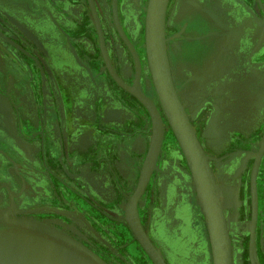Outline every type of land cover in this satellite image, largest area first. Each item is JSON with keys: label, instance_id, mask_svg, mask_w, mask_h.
Listing matches in <instances>:
<instances>
[{"label": "flooded vegetation", "instance_id": "obj_1", "mask_svg": "<svg viewBox=\"0 0 264 264\" xmlns=\"http://www.w3.org/2000/svg\"><path fill=\"white\" fill-rule=\"evenodd\" d=\"M35 1L38 2V4H34V11L28 14L25 10H29L30 8L27 9L25 7V0H0V73L4 75L3 78L0 76V100L3 99V96H6L7 99L10 100V107H12L14 113L19 117L16 118L14 115L13 117L11 115H5L6 112H10V109H6L5 107V112L1 113L4 108L0 107V120L7 129L5 134L0 132V147H2L3 144V147L7 149V152H4L9 153L8 157H10V160L15 159L17 163H27V159L30 158L26 150L28 143L29 145H34V147L37 144L39 153L42 150V140L44 142L47 140V133H49L55 141L61 142L60 140L62 137L67 134L64 124L67 123L68 120L64 119V115L62 114L63 111L60 112L61 114L58 112V108L62 109L65 105L69 108L70 115L68 119L71 123H74V119L76 116L78 117L80 112H86L85 117H87L89 123L99 126L100 131L98 132L106 137H113L115 135L116 125L119 126V123L123 121L130 122L134 127L131 134L134 135L133 141L135 142L139 137L138 134L140 133V129L144 127L145 118H150L143 108L142 102H140L134 94L125 89L114 77L112 72L126 86L134 88V83L137 79L135 53L140 66L138 88L156 105V107H160L159 109L163 111L159 98V103L157 104L142 86V81L146 74H148L154 88L148 60V51L145 46L146 10L149 8L150 0ZM204 3L205 2L201 0H175V2L174 0H169L167 4L165 36L170 72L171 64L167 48L168 22H170L172 30L178 31L180 34L183 33L182 36H184V39L182 43H185V41L189 39V35H187L185 31L191 30V23L194 22V24L201 25L198 20L199 8L206 12V7H210L213 10L210 13L213 15L215 14L216 21L218 19V22L215 21L214 24H212L213 27H211V30L215 32L218 31L219 35L216 41H221L222 39L220 37H222L224 41V39L226 40L229 36H234L239 33V27L241 25L237 21L240 20V18H244V20L246 19L247 21H255L253 17H255V15L259 16L257 6L259 7L260 13L262 12L264 15V0H256L257 6L253 0H212L211 2ZM237 3L239 5L244 4L243 7L239 6V12H235V4L237 5ZM261 21L263 20H260V22ZM182 45L183 44H181V46ZM104 53L112 70H110L108 66ZM178 57L179 56H176L175 60L178 61ZM255 59H257L256 61L258 62H262L260 58ZM177 61L175 62L177 63ZM228 63L231 62L228 60ZM25 65H27L28 71ZM30 68L32 70H30ZM181 72L183 73L182 67ZM196 72L199 74H195L193 78H190L191 83L189 82L188 86L191 94L194 91H199V88L202 86L200 79L204 75L201 71ZM19 73H23V77L20 79L16 78L19 81V85H16L14 84V76L18 77ZM32 74H34V78H36L34 81L31 79L33 76ZM237 75L239 76H236L235 72H231L228 78L230 79L229 81H231L230 83H232L235 80L234 78L241 77L242 83L240 86L244 88V91H246L249 97V101L247 100L244 102L247 104L246 108L248 112L246 116L248 120L255 121L256 116L258 118L261 116L262 119H264V65H259L257 68L254 65H248L246 69H243V71L239 72ZM36 82L38 83V91L32 87ZM32 90L36 93L38 92V101L34 98L33 94L35 93L32 92ZM61 90H65L66 92L62 94ZM229 100L232 102L233 99ZM71 101H73V105L69 104ZM96 101L99 102L98 106H93L92 104ZM66 102L69 103L66 104ZM127 102H132V106H130V104L126 106L125 103ZM203 102L204 99L202 98L200 104H203ZM232 103L235 104V102ZM53 108L56 109V116L53 117L54 119L52 120L49 112L52 111ZM184 110L188 116L187 109ZM255 111L257 115L254 114ZM106 113L110 114V116L117 115L116 117L107 118ZM207 114L212 115V117L213 115H217L214 113L213 109L207 110ZM118 117L121 119H118ZM164 117L165 120H167L166 115H164ZM28 118L31 119L34 125H38V139H34L35 135L29 132L31 130L29 126L24 127L26 129L25 131L31 135L28 136L29 134L26 135L24 133V137L20 136V129L22 130L23 125H25L23 120ZM200 118L203 120L202 116L199 117V119ZM138 121H140V124H138ZM189 121L192 127H194L196 136L205 155L208 157V163L219 190L218 192L223 205L227 230L231 242L232 264H264V226L256 228V222H254L251 227H249L250 229L246 231L247 226L244 224L247 221L246 217H248V212L246 210L247 207H245L246 203L244 202L234 207L231 205V212L229 210L227 213L222 192L210 165L211 157L206 153L203 147L195 124L190 118ZM215 122L217 123V120ZM216 123L213 122L212 125H217ZM168 124L169 122L167 120L166 125ZM151 125L153 130L152 122ZM49 126L51 127L49 128V132H47ZM92 127L93 129L96 128L95 125ZM166 127L164 125V139L161 150L166 140ZM74 128L73 124L69 128L70 132H72L70 137L78 135L75 134ZM121 131L123 132V129H121ZM126 132L128 131L125 130L124 133ZM33 133L35 134L36 132ZM84 138H86V136ZM3 141H5V143ZM75 142L77 143V141ZM150 142L151 138L148 149ZM261 143L262 145L259 150L247 149L248 151L244 153V155L250 154L253 156V160L250 163L249 160L243 162L242 166L245 170V177L248 176V178L246 177L247 179H245L244 177L246 183L245 181L242 183L244 185L241 188L243 189V193H241V189L239 192L242 200H246L248 197V184L254 186L256 221L258 209L262 208V210H264L263 187H261L263 193L260 196V189L256 182V174L259 166H261L262 173L264 174V132ZM2 151L3 150H0V154H2ZM239 152L244 151L233 150L228 155L236 161L235 159L238 157L236 155H238ZM146 156L147 152L145 159ZM132 157L127 159L125 169H130L132 167ZM16 159L22 161L18 162ZM39 159V167L46 170V166H49V164L47 162L44 163V158L41 160ZM60 160L61 158L59 157V161ZM24 167L25 166H23V168ZM23 168H19L16 165L12 167L10 165L12 171L10 176L19 189L18 194L12 192L13 189L7 184H2L0 187L3 192L1 193L0 191V230L25 229L24 227H29L30 225H32L31 227L35 226L38 228L40 222L46 221L43 223H52V221L56 219V210L58 208L53 205L52 192L47 189L38 190V203L36 201L21 202L25 197L32 196L30 186L26 184L23 177L26 168ZM28 168L30 169V171L28 170L29 172L38 174V166L30 165ZM234 171H232L233 175H235ZM50 173L51 170L48 169L46 175H51ZM138 180L134 192L136 191ZM236 182V180L235 182L232 181L233 188L236 186ZM139 201L137 204V212L139 211ZM239 208H241L242 211ZM70 212L73 213V221H71L70 225L63 223L62 226L68 234L74 237L78 245L89 248L108 264H133L132 262H123L121 260V253L119 251L121 246L116 245L113 237L114 231L112 229L118 222H114V225L110 226L107 224L108 222L100 221L99 215H94L96 216V218H94L92 214L78 212L77 210ZM231 213L234 217L236 215V219L238 220L237 225L240 231L239 236L245 243L243 249L240 252L236 251V254L233 249V241L228 224V216H230ZM166 214L168 216L170 211ZM138 216L140 218L139 212ZM117 227L122 228V225L118 224ZM117 227L115 226L114 228ZM36 231H38V229ZM256 232L258 233V245L254 247ZM34 234L38 235V232ZM146 234L148 235L147 232ZM95 238L98 239L101 245L96 244ZM205 238L207 239L208 237L205 236ZM208 245L209 242L206 246L211 252L210 246L208 248ZM198 253H192L193 261L191 264H204V262L200 263V256H202V254ZM166 264L168 263L166 262Z\"/></svg>", "mask_w": 264, "mask_h": 264}, {"label": "rangeland", "instance_id": "obj_2", "mask_svg": "<svg viewBox=\"0 0 264 264\" xmlns=\"http://www.w3.org/2000/svg\"><path fill=\"white\" fill-rule=\"evenodd\" d=\"M201 1L206 3L212 0ZM253 2L256 4V0H253ZM235 6V12H239V6L243 7L244 4L239 5L237 3ZM206 8V12L199 8L198 20L201 25L194 24L192 20L191 30L185 31L189 35V39L185 43H182L184 39V36H182L183 33L180 34L178 31L172 30L170 22H168L167 48L171 64V76L180 102L184 109H187L188 117L198 129L203 147L211 157L210 165L222 192L226 211L227 213L229 210L231 212V205L234 207L240 203H246L245 207H247L248 217H246L247 221L244 225L247 226L246 231H248L254 222H256V228L264 226V210L262 208L258 209L256 221V198L253 185L248 184V197L246 200H242L239 195L240 189L244 186L242 184L243 181L248 178V176H246L247 178L245 177L246 174L242 165L246 160H249V163L253 160V156L250 154L244 155L245 151H248L247 149L259 150L262 145L264 119L261 116L259 118L256 116L255 121L248 120L246 116L248 112L246 108L247 104L244 102L249 101V97L246 91H244V88L240 86L242 83L241 77L234 78L235 82L230 83L231 81H229L228 76L231 72H235L236 76H239L237 74L243 71V69H246L248 65H254L256 68L259 65H264V15L262 12L260 13L259 7L257 6L259 16L255 15L253 17L255 21H247L244 18H240L237 21L241 25L238 34L229 36L224 41L220 37L222 40L216 41L219 35L218 31L211 30V27H213L212 24L216 21L215 14L210 13L213 11L210 7ZM260 20L263 21L260 22ZM216 22H218V19ZM181 44L183 45L181 46ZM176 56H179L178 61L175 60ZM255 58L262 59V62L256 61L257 59ZM228 60L231 63H228ZM181 67L185 76L181 72ZM196 71H201L204 75L200 79L202 86L199 88L200 90L198 89L199 91L193 90L194 92L191 94L188 86L189 82L191 83L190 78H193L195 74H199ZM32 75L33 78L31 77V79L34 81V74ZM142 86L147 94L158 104V97L148 74L144 77ZM32 92L35 93L33 94L34 98L38 101V92L36 93L33 90ZM196 93L199 95L197 96ZM202 98L204 102L200 104ZM229 99H233L232 102H235V104L230 102L231 100ZM131 103L127 102L125 104L126 106L129 104L132 106ZM98 104L99 102L96 101L92 105L98 106ZM0 107L10 109V112H6L5 115L18 117L12 107H10V100L6 96H3V99L0 100ZM5 108L1 113L5 112ZM210 109H213L217 115H213V117L212 115H208L209 112L207 114V110ZM254 114L257 115V112L255 111ZM116 115L110 116V114L106 113L107 118L116 117ZM201 116L203 120L201 118L199 119ZM118 119L121 118L118 117ZM211 120H217V123L213 121L217 125H212L213 122ZM23 122L25 125H23L22 130L20 129V136L24 137L25 134H29L25 131L26 129L24 127L29 126L31 127L29 132L35 135L34 139H38V125H34L30 118L23 120ZM139 122L138 124H140ZM166 131V140L164 141L155 172L139 201L138 212L140 214V220L149 238L168 264H191L193 261L192 253L195 252L202 254L200 256V263L213 264L212 254L206 246L209 242V237L208 232H206V224L193 180L181 148L169 124L166 127ZM33 132L36 133L34 134ZM151 134V119L146 117L144 127L140 129V133L138 134L139 137L132 144L134 150L132 153L133 165L130 169H125L126 171H130L131 191L136 186ZM26 150L30 156L27 159V163H17L15 159H11L12 167H15V165L19 168H23V166H25L24 168H28L30 165L38 166L37 144L34 147V145H29L28 143ZM233 150L244 151L236 155L238 156L235 159L236 161L228 155ZM20 161L22 160H18V162ZM232 171L235 172V175L232 174ZM262 172V168L259 166L256 174V182L260 189V196L264 191V174ZM25 175L33 180L32 175ZM235 180L237 182L233 188L232 181L235 182ZM12 182L15 184L13 178ZM36 182V185L34 183L29 185L33 186L30 187L32 196L25 197L21 202L36 201L38 203V188H36L38 186V180ZM261 187H263V191ZM11 188L13 189L12 192L18 194L19 189L16 187V184ZM241 193H243V189H241ZM239 209L242 211L241 208ZM168 211H170V214L167 216L166 213ZM237 221L236 215L234 217L231 213L228 216L230 235L235 254L236 251L240 252L245 244L239 236L240 231ZM30 226H27V229L34 232V229L32 230ZM35 232L38 231L35 230ZM255 235L256 241L254 247L258 245V233L256 232ZM205 236L208 238L206 239ZM113 237L116 245L121 246L119 251L123 262H132L133 264L151 263V260L145 255L128 226L115 228ZM94 240L97 245L100 244L98 239L95 238ZM209 246L210 242L208 248Z\"/></svg>", "mask_w": 264, "mask_h": 264}, {"label": "crops", "instance_id": "obj_3", "mask_svg": "<svg viewBox=\"0 0 264 264\" xmlns=\"http://www.w3.org/2000/svg\"><path fill=\"white\" fill-rule=\"evenodd\" d=\"M36 3L38 4L35 0H25L26 6H24L27 9L30 8V11H25L28 14L33 12ZM25 68L28 71L27 65H25ZM30 70L32 69L30 68ZM0 76L4 77L2 73H0ZM22 77L23 73H19L18 77L14 76V84L19 85L18 79ZM33 86L38 91V83H34ZM64 92L66 91L61 90L62 94ZM68 103L66 102V104ZM69 104L73 105V101ZM66 106L62 109L58 108V112L63 111L64 119L68 120L64 124L67 134L59 142L47 133V140L45 142L42 140V150L38 153V159L44 158V163L47 162L49 166H46L47 169L45 170L39 167L38 164V170L36 169L38 174L27 172L30 169L26 168L25 174L32 175L33 180L25 174L23 175L26 184L31 185L34 183L36 185V180H38V186L36 187L38 190L47 189L52 192V203L58 208L56 219L52 223H43L46 221H42L40 225L38 224V228L33 226L31 229H34V232L38 229V235L27 230V227H24L25 229H2L0 233L34 236L88 259L97 260L93 261V264H108L101 257H97L96 253L89 248L78 245L74 237L66 232L62 224L70 225L73 221V213L70 211L77 210L78 212L92 214L94 218H96L94 215H99L100 221L108 222L107 224L110 226L114 225V222H118L122 226H128L126 222L127 204L135 188L131 191L130 171H126L125 168L127 159L132 157L134 151L132 148L134 135L131 134L134 127L130 122L123 121L119 123V126L116 125V133L113 137H106L98 132L100 127L96 124H93L96 127L93 129V125L85 117L86 112H80L78 117L76 116L74 119V123H71L68 119L70 115L69 108ZM55 111L56 109L53 108L49 112L52 120L56 116ZM72 124L75 127V134L78 135L70 137L72 132L69 128ZM50 127H48L47 132H49ZM121 129H123V132ZM125 130L128 132L124 133ZM6 131V126L0 120V132L5 134ZM85 136L86 138H84ZM3 142L5 143V141ZM0 150H3L0 154V187L2 184H7L11 188L13 182L10 176L12 171L10 169L9 153H6L7 149L3 147V144ZM59 157L61 158L60 161ZM48 169L51 170V175H46ZM1 193L3 192L1 191ZM117 225L113 226V231Z\"/></svg>", "mask_w": 264, "mask_h": 264}, {"label": "water", "instance_id": "obj_4", "mask_svg": "<svg viewBox=\"0 0 264 264\" xmlns=\"http://www.w3.org/2000/svg\"><path fill=\"white\" fill-rule=\"evenodd\" d=\"M167 4L168 0H150L148 8L146 34L152 78L156 85L159 102L164 114L168 122H170L169 124L175 129L194 172L206 213L215 264H232L231 242L224 209L208 163V157L198 141L196 132L179 100L172 81L164 30ZM134 56L137 68V79L135 80L134 88L126 86L113 72L112 74L125 89L134 94L148 109L153 120L154 135L140 173L136 191L129 199L127 217L136 236L155 264H166L162 255L146 234L137 212L138 201L149 182L160 155L164 139V121L156 105L138 88L140 66L135 53ZM105 58L110 70H112L106 55ZM7 244H10L9 251L16 252L17 257H22L23 264H27V259L31 260L33 264H93V261H97L30 235L0 233V250ZM5 252L7 253L8 251ZM0 257H3V252L1 251Z\"/></svg>", "mask_w": 264, "mask_h": 264}, {"label": "bare ground", "instance_id": "obj_5", "mask_svg": "<svg viewBox=\"0 0 264 264\" xmlns=\"http://www.w3.org/2000/svg\"><path fill=\"white\" fill-rule=\"evenodd\" d=\"M168 3H169V0H168ZM168 6V5H167ZM146 13H148V9L146 10ZM145 13V14H146ZM147 18V17H146ZM166 18H167V7H166V13H165V26H164V30H165V28H166ZM30 34V33H29ZM146 38H147V34H146V25H145V46H146V49H147V44H146ZM165 44H166V36H165ZM152 81H153V85H154V88H155V91H156V93H157V95H158V92H157V89H156V85H155V83H154V80H153V78H152ZM144 94V93H143ZM134 96V95H133ZM135 97V96H134ZM140 101V100H139ZM142 106L147 110V112H148V114H149V116H150V119H151V122H152V124H153V120H152V116H151V114H150V112L148 111V109L143 105V103H142ZM157 109L159 110V112H160V114H161V116H162V119L164 120V125H165V127L167 126L166 125V121H165V117H164V113H163V111H161L158 107H157ZM170 123V122H169ZM170 126V128H171V130H172V133H173V135H174V137H175V139H176V141H177V143H178V145L180 146V148H181V151H182V154H183V156H184V159H185V162H186V164H187V166H188V169H189V173H190V175H191V178H192V180H193V183H194V187H195V190H196V192H197V196H198V200H199V203H200V206H201V210H202V213H203V218H204V222H205V224H206V229H207V232H208V237H209V242H210V248H211V254H212V259H213V264H215V259H214V254H213V249H212V243H211V239H210V232H209V227H208V223H207V218H206V213H205V209H204V206H203V202H202V198H201V195H200V191H199V189H198V185H197V181H196V178H195V175H194V172H193V170H192V168H191V165H190V163H189V160H188V158H187V156H186V153H185V150H184V147H183V145H182V143H181V141H180V139H179V137H178V135H177V133H176V131H175V129L173 128V126L170 124L169 125ZM194 128V127H193ZM166 133H167V131L165 132V135H166ZM153 135H154V125H153V130H152V137H151V141H152V138H153ZM150 145H151V142H150ZM150 145H149V149H148V151L150 150ZM148 151H147V154H148ZM154 172H155V170H154ZM153 175V172H152V174H151V176ZM151 178V177H150ZM218 188V187H217ZM219 191V190H218ZM126 219H127V223H128V227H129V229H130V231L132 232V234L134 235V237H135V240L139 243V245L141 246V248H142V250L144 251V253H145V255H147L148 256V258L151 260V263L150 264H155V262L153 261V259L150 257V255L148 254V252L146 251V249L144 248V246L141 244V242L139 241V239H138V237L136 236V234H135V232H134V230H133V228H132V226H131V224L128 222V217L126 216ZM16 243H18L17 241H15ZM21 244H23V243H21ZM12 245V244H11ZM9 246H10V244H7V246H4V247H2L1 249L2 250H0L1 252H3V257H0V263L1 264H10L9 262H11V263H13V264H23V262H22V257H17V255L15 254L16 252H11V251H9ZM5 251H8L7 253L5 252ZM5 252V253H4ZM15 254V255H14ZM13 261V262H12ZM165 261V260H164ZM27 264H33V262L31 261V260H29V259H27Z\"/></svg>", "mask_w": 264, "mask_h": 264}]
</instances>
